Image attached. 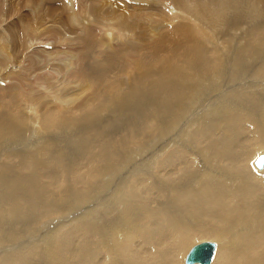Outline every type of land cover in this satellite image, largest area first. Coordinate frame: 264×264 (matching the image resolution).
Instances as JSON below:
<instances>
[{"label":"bare ground","instance_id":"1","mask_svg":"<svg viewBox=\"0 0 264 264\" xmlns=\"http://www.w3.org/2000/svg\"><path fill=\"white\" fill-rule=\"evenodd\" d=\"M174 1L193 24L151 47L105 30L119 47L101 49L86 25L84 101L64 92L31 116L0 88V241L14 240L0 264H187L192 241L212 239L208 264H264V97L247 83L218 95L223 77L264 75V0ZM162 54L174 63L108 94L131 60Z\"/></svg>","mask_w":264,"mask_h":264},{"label":"rangeland","instance_id":"2","mask_svg":"<svg viewBox=\"0 0 264 264\" xmlns=\"http://www.w3.org/2000/svg\"><path fill=\"white\" fill-rule=\"evenodd\" d=\"M199 1L191 0L190 4L195 5ZM203 1L209 5L213 2L212 0L200 2ZM186 2L189 3V0ZM181 5L185 7L184 3ZM187 14L183 10H177L174 0H0V88H15L12 89L14 90L12 93H15L19 99V109L21 111L29 109L31 116L39 113L41 108L37 107L45 106L48 102L52 103L53 107L60 108L56 102H59L58 99L65 93L66 98L84 101L88 85L82 80L84 78L80 73L83 69L80 58L83 51L77 38L84 34L86 25L95 38L97 37V44L104 45L103 47L99 45L101 49L107 46L103 41L106 38L101 32L105 30H110L116 38L124 37L138 45L142 43L146 47H151L159 34L170 32L176 34L178 33L176 29L181 23L193 24V20ZM182 15L189 18L186 19L187 22L180 19ZM214 41H219L221 47L229 54L232 52L231 44L229 45L226 38L218 37L214 38ZM251 42L255 41L251 40ZM233 43H238V37H235ZM111 47L117 49L119 45L114 43L107 46V48ZM213 47L209 54L212 55V68L215 69L219 65H224V54ZM167 59V55L162 54L152 65L147 64L141 70L138 69L141 62L137 59L131 60L128 71L120 74L118 85L109 89L108 94L113 96L119 90H123V87L132 83L133 77L136 79L139 74L143 75L144 71L150 72L157 66L166 68L174 63V60ZM43 71L46 73L43 74ZM252 73L253 71L245 79L243 77L234 81L237 82L236 84L230 83L226 77H223L218 95L223 94V89H227L226 93H228L235 85L247 83L250 87L258 86L261 89L259 93L264 97V93L261 92L264 90V75L262 73L252 75ZM137 80L140 81L141 77ZM54 85L56 88H53ZM47 90H50V93L46 92ZM252 171L255 172L253 169ZM75 188L77 187H73ZM58 192L59 190H56L53 196L56 197ZM52 216L41 221L46 224V227L41 228L44 229L40 232L41 236L50 233L47 224L50 220L55 224V220L59 217V215ZM13 241L0 242H3V245L13 246ZM202 241H213L218 245L217 250L221 249L222 244L214 239L192 241L189 247Z\"/></svg>","mask_w":264,"mask_h":264},{"label":"water","instance_id":"3","mask_svg":"<svg viewBox=\"0 0 264 264\" xmlns=\"http://www.w3.org/2000/svg\"><path fill=\"white\" fill-rule=\"evenodd\" d=\"M264 161V154H259L255 160L254 165L260 167ZM214 243L211 241H202L191 246L186 254L185 262L187 264L196 262L199 264H208L213 255Z\"/></svg>","mask_w":264,"mask_h":264}]
</instances>
